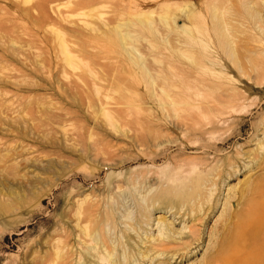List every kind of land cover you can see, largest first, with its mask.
I'll list each match as a JSON object with an SVG mask.
<instances>
[{
    "label": "rangeland",
    "instance_id": "374dc122",
    "mask_svg": "<svg viewBox=\"0 0 264 264\" xmlns=\"http://www.w3.org/2000/svg\"><path fill=\"white\" fill-rule=\"evenodd\" d=\"M108 189L170 192L105 218L142 264H264V0H0V264H53Z\"/></svg>",
    "mask_w": 264,
    "mask_h": 264
},
{
    "label": "bare ground",
    "instance_id": "6f19581e",
    "mask_svg": "<svg viewBox=\"0 0 264 264\" xmlns=\"http://www.w3.org/2000/svg\"><path fill=\"white\" fill-rule=\"evenodd\" d=\"M32 1L35 2V0ZM33 8L36 9V3L35 5H33ZM125 39H126L125 37L121 38V42L123 43ZM129 185L132 186V187L128 186L127 188L129 193L132 190H135L136 192L142 190L141 183H139L138 187L134 185V182H130ZM107 194L109 195L110 200L112 201L116 200V205L104 207L101 208V210H99L98 206H96V208L98 209L97 213H99L98 215L99 218L94 223L95 225H97V229L94 230L95 228L94 226L93 231L89 228V226L86 227V224L88 223L89 219H91V215L93 211L80 212L79 221L76 224L77 228L79 229L74 230L72 232L70 230L71 234H69V237L72 235L76 239L75 245L71 249L65 250L68 244L59 243L60 241H58L59 240L58 239L57 243L59 244L56 245L57 246L55 248L56 252L54 251L56 254L54 255L55 257L53 256L54 257L53 264H142L141 261H143L146 258V256H142L141 259H138L137 257L135 258V255H133L132 253H127V255H125L124 248L126 245L120 242H118L115 245L117 241L115 240L114 236L115 234L118 235V230L116 227L117 225L115 223H117L118 218L117 219L115 218V223H112L110 221L108 222L107 220H105V218H110L112 213L114 215L115 212L119 213L120 215L124 212V214H122L121 216V219L126 221L124 225L130 229L135 228V230L137 231L138 230L137 226H141L142 224L145 223V220L142 218V211H145L146 209H150V208L153 209L155 207L163 206L164 205L163 203L166 202V197L163 196L164 195L169 196L170 192L164 191L163 194L161 190L156 194H154L152 197H148L143 202H135V200H131L135 208V211H132V213L130 208H128L129 206H127L124 201L120 200L122 198V195H119V197L115 196L113 194V189H108ZM168 201L171 203L169 199ZM91 208H95V206H92ZM167 235L163 231V235L161 239H168ZM124 237H127V235H124ZM235 259L236 258L232 260L235 261ZM232 260L231 263H233ZM253 261L255 260L253 259ZM235 263L237 262L235 261Z\"/></svg>",
    "mask_w": 264,
    "mask_h": 264
}]
</instances>
